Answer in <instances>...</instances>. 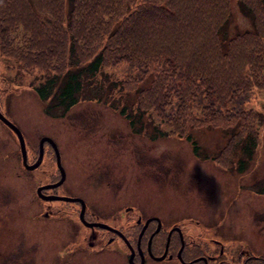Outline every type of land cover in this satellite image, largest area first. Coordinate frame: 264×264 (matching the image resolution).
<instances>
[{"label":"rangeland","instance_id":"obj_1","mask_svg":"<svg viewBox=\"0 0 264 264\" xmlns=\"http://www.w3.org/2000/svg\"><path fill=\"white\" fill-rule=\"evenodd\" d=\"M224 1L193 2L189 27L203 43L206 34L210 41L213 39ZM228 1L229 33L250 29V19L235 0ZM202 49L207 55L204 46ZM192 62L201 63L198 57ZM224 67L215 62L213 69L205 72L218 68L219 72L213 74L226 84ZM42 76L38 69H21L13 59L0 54V111L19 127L29 161L36 156L41 136L54 139L65 172L57 192L76 193L86 199L88 218H92V212L94 219L119 228L133 245L139 230L136 217L144 220L147 215H156L160 227L153 238V250L160 251L167 228L179 226L188 242L189 247L184 249L187 257L213 248L212 240H220L225 250L222 257L227 261L228 249L245 248L243 235L264 245V229L258 227L264 222L260 219L264 215V193L257 191L264 189V87L255 88L254 97L244 107L250 116L256 112L257 118L251 122L256 125L258 120L260 141L245 169L238 172L234 167L240 154L227 127L195 120L189 130L196 141V154L191 142L182 136L149 138L151 121L142 120L144 126L136 131L118 111L122 105L126 106L125 113L144 106L138 102L133 82L125 87L129 92L114 90L110 96L100 94L99 100L81 98L62 115H49L44 111L45 102L32 88ZM148 82L145 80L143 85L149 87ZM147 115L143 113V117ZM217 120L219 124L227 123L224 117ZM153 123L165 129L182 125L180 120ZM50 148L44 143L40 165L25 170L16 135L0 121V264H129L126 246L119 237L69 217V202L42 201L35 195L36 185L57 177ZM198 202L204 211L195 208ZM154 227L151 223L148 229ZM176 246L172 237L170 251ZM145 264L181 263L169 258L150 259Z\"/></svg>","mask_w":264,"mask_h":264},{"label":"trees","instance_id":"obj_2","mask_svg":"<svg viewBox=\"0 0 264 264\" xmlns=\"http://www.w3.org/2000/svg\"><path fill=\"white\" fill-rule=\"evenodd\" d=\"M194 1L0 0V54L21 69L33 67L43 74L32 88L49 115H62L81 98L99 100L100 94L110 96L114 90L129 92L125 87L133 82L144 106L125 113L122 105L118 111L136 131L144 126L142 120L151 121L149 138L182 136L196 154L189 130L195 120L227 127L240 154L234 170L242 172L260 141L258 120L256 125L251 122L256 112L250 116L244 107L254 89L264 87V0H235L252 27L232 34L229 1H224L213 39L206 34V43L189 27ZM196 57L207 65L193 63ZM215 62L225 66L226 84L213 74L218 68L205 72ZM145 80L149 87L143 85ZM222 117L227 123H218ZM177 120L182 123L178 129L153 123ZM150 230L143 231L142 244Z\"/></svg>","mask_w":264,"mask_h":264},{"label":"flooded vegetation","instance_id":"obj_3","mask_svg":"<svg viewBox=\"0 0 264 264\" xmlns=\"http://www.w3.org/2000/svg\"><path fill=\"white\" fill-rule=\"evenodd\" d=\"M4 125H6V124L4 123ZM8 128L13 132V130L10 127H8ZM43 146H44V143H43ZM37 152H38V147H37ZM37 152H36V156H37ZM43 154H44V151H43ZM36 156H35V158H36ZM42 157H43V155H42ZM35 158L33 160H30L29 161L27 159V153H26V161H27V163H32L35 160ZM41 161H42V159H41ZM20 163H21V166L25 170L30 171V170H33V169L37 168L40 165L41 162L36 167H34L32 169L25 168L21 160H20ZM59 176H60V174H59V170L57 168V177L56 178H53L52 180H49V181H46V182H41L38 185H36L35 186V195L39 199H41L42 201L49 200V199L41 198L39 195H37L36 187L39 186V185H41V184L54 182V181H56L59 178ZM62 181H64V179ZM61 183L59 185H61ZM59 185L54 186V187H49V188H41L40 191H41L42 194H52L53 193V194L67 195V196H77V197L82 198L83 201H84V210H83V216H84V218L86 220H88V221H98L97 219H94L93 218L92 212L89 213V214H91V217L92 218H88L86 216V209H87V200L86 199H84L83 197H81L80 195H78L76 193L75 194H69V193H59V192H57V187ZM222 190L223 191H227V189H222ZM257 191H262V193H264V189H258ZM56 200H61V199H56ZM62 201L69 202L72 205L71 214H69L68 216L71 217L72 219H77L81 224H83L80 221V219L78 218V213H79V209H80V203H79V201L78 200H62ZM195 208L198 211H201V210L204 211L203 210V206H201L199 202L197 203V205H196ZM43 213L46 214L47 212H43ZM112 214L114 215V212ZM153 216H156V215H151L150 214L149 216L147 215L146 218L153 217ZM251 217L253 218L255 216L252 215ZM262 218L264 219V215H262L260 219H262ZM136 219H139V220L136 221ZM136 219H135V223L139 225V229H140V227H141V225H142V223H143V221L145 219L144 220H140V217L139 216H137ZM151 223H153V225L156 226V220L155 219H150L147 222V225L144 228V230L148 229V227H149V225ZM84 226H86V227H97V226H87V225H84ZM113 227H115V226H113ZM258 227L264 229V222L263 223H260L258 225ZM101 229H104V228H101ZM153 229L151 228L150 232ZM168 229L169 228H167V230ZM105 230H107V229H105ZM167 230L164 231V237H163L162 244H161V247H160V251L159 252H155L153 250L154 243H153V239H152L153 236H155L157 234V232L159 231V229L157 230V232L155 233V235H152V237H151L150 244H149V250L147 249V246H146V241H147L148 236L146 237V240L144 241V245H142V243H141L142 241L140 240L142 234L140 235V238H139V248H140V251L136 247V239H137L138 232L136 233L135 240L133 241V245H132L131 244V241H129V239L127 238V236L120 230L124 234V236L126 237V239L129 241V243L131 244V246L133 247V254L131 256L132 261H129V253H130V250L128 249V247H127L124 239L122 237H120L119 235H117L116 233H114L113 231H111V230H107V231L109 233L115 234L116 237H119L122 240V242L125 244V246L127 248V250L124 249L125 254H126V258L125 259H126V261L129 264H139L140 263V260H141V257H140L141 255H142V261H141L140 264H145V261H149L150 259L157 260L154 257L155 256H159L163 252V250H164V243H165L166 234H167ZM149 233H148V235H149ZM181 234H182V232H181ZM172 237L174 239V242L175 241L177 242V246L175 247V249L173 251H170L169 248H170V243H171ZM182 237H183V234H182ZM111 239H112V236H109L108 237V240L111 241ZM253 240H254L253 238H248V235H243L241 237V241H242V244L245 245V248L236 247L235 249H233V248L228 249V251L226 252V254H227L226 256H228L227 261L225 260V258L222 257L224 255V253H225V250L223 248V243L220 240H212L214 242L213 248H207L206 250L201 249V250H199L200 252L197 253V254H195L194 256L187 257L185 255V253H184V249L189 247L188 244H187V242H186V240L183 237V246H182V248L180 250H178V247H179V244H180L179 235H178L177 231L172 230L171 233L169 234V240H168V243H167L165 252H164V256L161 259L174 258L177 261H179L181 264H264V245L256 244L255 240L254 241ZM178 252H179V255H178ZM123 256H124V254H123ZM193 259H195V260H193ZM187 262H189V263H187Z\"/></svg>","mask_w":264,"mask_h":264},{"label":"water","instance_id":"obj_4","mask_svg":"<svg viewBox=\"0 0 264 264\" xmlns=\"http://www.w3.org/2000/svg\"><path fill=\"white\" fill-rule=\"evenodd\" d=\"M0 120L3 123H5L7 126H9L14 131V133H15V135L17 137V140H18V144H19V151H20L21 161H22V163H23L25 168L32 169V168L36 167L40 163V161L42 159V155H43V142L44 141H46V142H48L50 144V146H51V148H52V150L54 152L55 163H56V166H57V168L59 170L60 176L54 182L45 183V184H41V185L37 186L36 187L37 195H39L41 198H44V199L78 200L79 203H80V209H79V213H78V218L80 219V221L84 225H87V226H97V227H101V228H104V229H107V230H111L114 233H116L117 235H119L120 237H122L124 239L128 249L130 250L129 261H132L131 256L133 254V247L131 246L129 241L126 239L124 234L118 228L113 227V226H111V225H109V224H107L105 222H102V221H88V220H86L84 218V216H83L84 201H83L82 198L77 197V196H67V195H59V194H53V193L52 194H42L41 193V191H40L41 188H49V187L57 186L64 179L65 172H64V169H63V167H62V165L60 163L59 150L57 148V145H56L55 141L50 136H47V135L41 136L39 138V140H38V152H37V156H36L35 160L32 163H27V161H26V148H25L24 138H23V135H22L19 127H17L16 124H14L11 120H9L1 111H0ZM150 219H155L156 220V226L148 235V238H147V241H146V246H147L148 250H149V244H150V240H151L152 235L159 229L160 220H159L158 217H156V216L148 217V218H146L143 221V223H142V225H141V227H140V229L138 231L137 239H136V247H137V249L139 251H140V248H139L140 235L142 234L144 228L147 225V222ZM138 220L139 219H136V221H138ZM172 230L177 231V233L179 235L180 244H179L178 250H180L182 248V246H183V238H182L181 230H180V228L178 226H172V227H170L167 230L163 252L159 256H155L154 258L161 259L164 256V252H165L168 240H169V234L171 233ZM178 255H179V252H178ZM140 257H141V260H140V263H141L142 255ZM195 259H193V260H195ZM189 262H187V263H189Z\"/></svg>","mask_w":264,"mask_h":264}]
</instances>
